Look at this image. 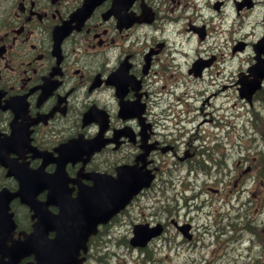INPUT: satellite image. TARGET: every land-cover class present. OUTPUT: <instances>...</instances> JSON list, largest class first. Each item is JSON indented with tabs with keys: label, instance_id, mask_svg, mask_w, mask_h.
<instances>
[{
	"label": "flooded vegetation",
	"instance_id": "1",
	"mask_svg": "<svg viewBox=\"0 0 264 264\" xmlns=\"http://www.w3.org/2000/svg\"><path fill=\"white\" fill-rule=\"evenodd\" d=\"M263 36L264 0H0V257L28 264L55 237L24 202L30 189L43 201L139 188L88 238L82 264L110 225L163 234L172 200L217 192L221 178L250 212L252 153L222 152L220 133L203 130L228 128L234 99L252 115L264 103L261 88L249 104L237 97Z\"/></svg>",
	"mask_w": 264,
	"mask_h": 264
},
{
	"label": "rangeland",
	"instance_id": "2",
	"mask_svg": "<svg viewBox=\"0 0 264 264\" xmlns=\"http://www.w3.org/2000/svg\"><path fill=\"white\" fill-rule=\"evenodd\" d=\"M239 56L243 59L245 54ZM236 62L239 67L241 62L238 64V58ZM233 101L235 102L234 108L228 109L226 113L232 114L229 117L230 125L228 128L219 130L215 124L211 123L205 126L203 133L214 130L215 133L219 132L218 135H220L222 145H224L221 148L222 152L225 151V153L235 156V154H240L237 151H242L247 147V156L252 153L254 177L250 180L253 199L250 212L246 209V213H244L245 208L243 206H239L238 209L234 205L232 188H230L233 185L232 180L229 181L227 178H221L223 181L219 184L217 192H201L199 189H195L192 200L189 194L185 195L188 198L186 201L182 198L178 201L172 200L173 219L181 220L179 222L188 221L193 227L194 239L186 241L173 226H169L161 238L146 247V250L151 254V264H233L236 258L239 261L235 260L234 264H252L256 258L260 259L258 255L264 246V159L261 160L263 155L261 156L260 152L264 146V103H255V107L252 109L255 113L252 116L248 106L242 105L238 99ZM238 112H242V115L235 119L233 114ZM226 114L222 110L217 112V115L221 117H225ZM248 116L252 118V128H240L241 122L245 123L243 120ZM257 116L260 122L256 120ZM204 117L208 118V116ZM224 120L228 121L226 118ZM260 123L262 130L258 129ZM212 144L214 143L209 142V145ZM203 182L204 185L210 184L209 179L204 180L203 178ZM225 188H229V190ZM246 195L250 194L247 193ZM173 197L174 195H168L169 205ZM147 204L150 205L151 202L148 201ZM176 205L179 208H176ZM245 222L260 228V234L248 233L244 229ZM233 223L234 225L230 226ZM221 227L224 228L220 229ZM257 227L255 229L258 231ZM126 230H128L127 237H129L130 231L126 226L116 225L110 229L111 238L104 239L102 243L95 242L93 244L92 253L99 257L96 263L124 264L125 261L128 264H136L139 252L129 249L127 243L119 238L112 239V237H117ZM259 240L263 241L260 245L257 244ZM253 244L256 246L252 247ZM95 253L97 254L95 255ZM262 255L261 261L264 264V253Z\"/></svg>",
	"mask_w": 264,
	"mask_h": 264
},
{
	"label": "water",
	"instance_id": "3",
	"mask_svg": "<svg viewBox=\"0 0 264 264\" xmlns=\"http://www.w3.org/2000/svg\"><path fill=\"white\" fill-rule=\"evenodd\" d=\"M263 43H264V40H263ZM263 69H264V61H257L254 67L248 70L249 75L253 77L252 80H247L246 79L247 76L241 77L242 79L238 81L240 84L239 93L241 97H246L248 100L250 99V96L252 95V93L259 87V83H258L259 81L256 76L257 75L260 76L259 70H263ZM136 239L143 240L145 239V237L138 236ZM79 245H80V242L77 241L76 246H79ZM61 259L62 257L58 258V260H61ZM0 264L2 263L0 262ZM47 264H54V263H51V260H49V263Z\"/></svg>",
	"mask_w": 264,
	"mask_h": 264
},
{
	"label": "bare ground",
	"instance_id": "4",
	"mask_svg": "<svg viewBox=\"0 0 264 264\" xmlns=\"http://www.w3.org/2000/svg\"><path fill=\"white\" fill-rule=\"evenodd\" d=\"M258 117V116H257ZM205 231V230H204ZM248 232V231H247ZM246 232V233H247ZM249 233V232H248ZM254 237V236H253ZM255 241H253V243H254ZM256 243V242H255ZM260 243H262L260 240L259 241H257V244H259L260 245ZM254 245L256 246V244H253V246L252 247H254ZM248 250H251V249H248ZM264 253V246H262V248H261V251H260V253H259V257H260V259L263 257V254ZM247 255V254H246ZM238 261H239V259L238 258H236ZM249 259H251V258H249ZM244 261V260H243ZM235 263V262H234ZM233 263V264H234Z\"/></svg>",
	"mask_w": 264,
	"mask_h": 264
},
{
	"label": "trees",
	"instance_id": "5",
	"mask_svg": "<svg viewBox=\"0 0 264 264\" xmlns=\"http://www.w3.org/2000/svg\"><path fill=\"white\" fill-rule=\"evenodd\" d=\"M260 130H262V129H260Z\"/></svg>",
	"mask_w": 264,
	"mask_h": 264
}]
</instances>
